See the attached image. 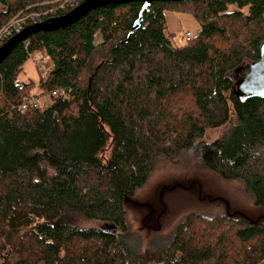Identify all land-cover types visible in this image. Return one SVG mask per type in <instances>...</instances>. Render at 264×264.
I'll use <instances>...</instances> for the list:
<instances>
[{"label":"trees","instance_id":"obj_1","mask_svg":"<svg viewBox=\"0 0 264 264\" xmlns=\"http://www.w3.org/2000/svg\"><path fill=\"white\" fill-rule=\"evenodd\" d=\"M52 1L0 0V28L18 13L49 11ZM177 5L187 6L199 25L181 45L165 31L163 13ZM142 6L96 7L71 25L37 31L1 61V264L264 260V224L233 217L190 214L168 245L150 252L133 251L121 236L124 204L146 183L155 160L177 161L231 115L236 123L224 137L201 144L200 161L224 180L241 181L264 208V94L236 92L259 58L264 0L152 2L132 30ZM34 51L50 63L39 87L51 102L21 113L14 107L31 97L33 83L20 84L18 74ZM57 89L64 95L51 98ZM82 220L102 225L80 227Z\"/></svg>","mask_w":264,"mask_h":264},{"label":"rangeland","instance_id":"obj_2","mask_svg":"<svg viewBox=\"0 0 264 264\" xmlns=\"http://www.w3.org/2000/svg\"><path fill=\"white\" fill-rule=\"evenodd\" d=\"M74 1L55 0L48 3L49 11L18 13L11 17L9 22L25 21L31 16L41 14L52 15ZM181 6L170 8L168 6L163 12L165 31L172 36L175 45L184 43L186 40L183 37L184 32L193 35L199 26L198 20L186 10L187 6ZM2 10L4 8L0 4V11ZM38 55L41 54L38 52ZM36 62L35 57H29L21 67L18 81L20 84L33 83L29 88V94L37 96L39 102L45 106L48 95L44 94L39 83L40 79H46L50 63L46 59L45 67L38 70ZM75 112L73 109L72 113ZM235 123L236 120L231 115L225 125L207 129L204 136L193 147L184 151L177 161L171 162L163 158L155 160L146 183L135 191L129 202L124 204L127 229L121 236L133 251L150 252L165 247L172 240L176 227L190 214H198L205 218L233 217L234 220L264 224V208L254 205L252 196L241 181L224 180L206 169L200 161L201 144L224 137ZM108 153L109 149L106 147L100 156L105 158ZM101 225L99 222L86 220L79 223V226L84 228H99ZM261 264H264V260Z\"/></svg>","mask_w":264,"mask_h":264},{"label":"water","instance_id":"obj_3","mask_svg":"<svg viewBox=\"0 0 264 264\" xmlns=\"http://www.w3.org/2000/svg\"><path fill=\"white\" fill-rule=\"evenodd\" d=\"M191 1L196 0H82L65 14L49 18L43 22L33 24L32 26H25L20 32L11 36L4 44L0 46V63L17 44L26 40V38H28L30 35L36 33L37 31H51L71 25L87 12L99 6L113 3H143L139 18L132 26V30H135L141 21L142 11L152 2L185 3ZM236 92L238 96L247 95L250 97H258L264 94V41L259 47V58L250 64L247 73L237 84ZM115 232H117V230Z\"/></svg>","mask_w":264,"mask_h":264},{"label":"built area","instance_id":"obj_4","mask_svg":"<svg viewBox=\"0 0 264 264\" xmlns=\"http://www.w3.org/2000/svg\"><path fill=\"white\" fill-rule=\"evenodd\" d=\"M46 16V15H45ZM40 16H31L28 20H35V18H39ZM28 20L25 21H19L15 20L12 22L6 23L3 27L0 28V46L4 44V42L9 39L12 35L20 32L25 26H27ZM183 37L187 40L190 37L189 32H184ZM41 56V55H40ZM38 55V51H34L33 53L30 54L29 57H35L37 59V68L42 69L46 65V59ZM64 91L62 89H57L52 91L51 93V98H57L60 95H64ZM51 99L46 102L45 106L41 104L36 96H31L27 98L25 101H23L21 104L15 106L14 108L21 112L24 113L26 111L36 109L39 107H48L50 105Z\"/></svg>","mask_w":264,"mask_h":264},{"label":"crops","instance_id":"obj_5","mask_svg":"<svg viewBox=\"0 0 264 264\" xmlns=\"http://www.w3.org/2000/svg\"><path fill=\"white\" fill-rule=\"evenodd\" d=\"M19 82V81H18ZM47 100H50V97L48 96V99Z\"/></svg>","mask_w":264,"mask_h":264}]
</instances>
